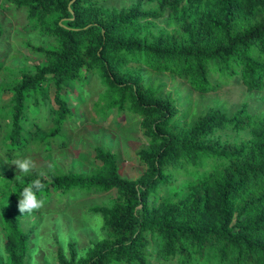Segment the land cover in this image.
<instances>
[{"label":"trees","instance_id":"trees-1","mask_svg":"<svg viewBox=\"0 0 264 264\" xmlns=\"http://www.w3.org/2000/svg\"><path fill=\"white\" fill-rule=\"evenodd\" d=\"M71 1L10 0L8 9L24 10L46 43L27 45L43 59L34 73L0 58L4 155L12 162L66 147L65 125L77 115L70 98L98 78L104 91L95 110L139 118L145 170L135 180L121 177L118 155L100 146L89 174L20 175L3 172L0 159L7 255L0 264H28L31 235L21 227L18 194L37 178L45 185L37 193L42 208L55 194L61 204L117 192L111 206L92 209L102 216L104 238L79 261L74 244L70 261L59 249V264H264V113L211 108L183 125L166 84L144 74L169 73L200 94L237 78L249 92L264 91V0H131L119 8L75 0L72 13ZM6 35L0 27V39Z\"/></svg>","mask_w":264,"mask_h":264},{"label":"rangeland","instance_id":"rangeland-1","mask_svg":"<svg viewBox=\"0 0 264 264\" xmlns=\"http://www.w3.org/2000/svg\"><path fill=\"white\" fill-rule=\"evenodd\" d=\"M130 3L131 0H108L104 5L119 8ZM8 8H10V0H0V27L4 28L7 34L0 39L1 62L5 66L34 73L35 66L43 62V59L32 52L27 45L30 43L32 46H43L46 40L40 36L38 30L29 26L24 10L13 12ZM144 74L149 82L155 80L158 82L160 79L166 84L164 93L171 94L176 100L183 125L189 123L194 116L211 108H221L231 114L247 105L248 110L254 115L264 113V91L249 92L239 78L228 85L220 86L216 91L200 94L195 92L186 81L169 73L158 75L145 70ZM213 80L216 83V79ZM83 88L82 91L76 90L70 98L71 106L77 115L74 121L66 123L63 132L64 135L67 131L69 133L66 137L69 139V144L66 147H54L51 151L44 149L45 152L28 153L25 157L30 156L35 163L31 173L39 175L45 172L63 174L69 171L92 173L98 167L95 152L100 146L118 155L121 177L129 180L137 179L145 170V166L139 160V151L148 145L140 128L139 118L128 112L117 114L114 109L107 111L105 115L101 114L100 110H95L94 103L104 91L98 78L84 83ZM52 92L54 93V89ZM3 96L2 101L8 98L6 93ZM2 104L3 102H0V115ZM3 129L0 127V141L4 136ZM222 135V139H225L227 134ZM0 159L6 166L3 172L8 168L21 174L17 167L11 164L13 161L10 162L5 157L1 143ZM55 195L49 204L37 213L19 214L22 229L31 235L28 264H33V259L36 257L38 264H59V249L67 261H70L72 244L75 246L76 261L86 257L93 243L104 238L102 216L93 210L96 207L111 206L117 197V192L112 190L107 193L92 192L85 196L77 195L73 198L64 197L61 204L57 203ZM153 252L152 262L157 263L155 250ZM0 259L4 263L7 261L1 233Z\"/></svg>","mask_w":264,"mask_h":264},{"label":"clouds","instance_id":"clouds-1","mask_svg":"<svg viewBox=\"0 0 264 264\" xmlns=\"http://www.w3.org/2000/svg\"><path fill=\"white\" fill-rule=\"evenodd\" d=\"M11 164L17 167V170L21 173L20 175L31 172L35 167V163L30 156L16 159ZM20 175L16 177L19 178ZM44 187L45 185L42 181L37 178L31 181L27 187L23 188L18 194V209L20 213L23 215L25 213L31 214L44 206L43 199L39 198L37 195V193H42ZM37 246L39 247V244ZM33 264H38V257L33 259Z\"/></svg>","mask_w":264,"mask_h":264},{"label":"water","instance_id":"water-1","mask_svg":"<svg viewBox=\"0 0 264 264\" xmlns=\"http://www.w3.org/2000/svg\"><path fill=\"white\" fill-rule=\"evenodd\" d=\"M74 2H75V0H72L71 3H70V5H69V10H70L71 13H72L71 6H72V4H73ZM60 24L63 25L62 22H61Z\"/></svg>","mask_w":264,"mask_h":264}]
</instances>
